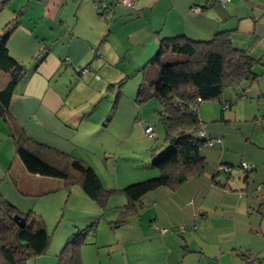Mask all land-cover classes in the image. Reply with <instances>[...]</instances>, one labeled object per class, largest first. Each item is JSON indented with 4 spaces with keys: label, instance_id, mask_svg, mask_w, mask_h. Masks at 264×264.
<instances>
[{
    "label": "crops",
    "instance_id": "0c3cea01",
    "mask_svg": "<svg viewBox=\"0 0 264 264\" xmlns=\"http://www.w3.org/2000/svg\"><path fill=\"white\" fill-rule=\"evenodd\" d=\"M122 1L8 0L0 10V33L18 22L8 50L27 70L13 92L9 115L35 142L84 161L104 189L122 190L160 175L152 162L162 152L159 148L153 153L157 146L152 142L147 144V166L156 171L123 184L107 181L108 163L98 159V169L93 159L107 144L117 146L118 153L125 144L134 154L142 152L132 137L143 129L147 138L144 131L152 125L146 120L152 109H160V102L145 105L138 92L145 75L156 73L149 62L163 39L208 41L228 32L235 47L259 61L253 68L258 78L226 90L223 102L233 101L232 108L242 102L237 115L241 111L243 118L222 115L212 122L224 121L223 126L207 127L209 135L223 139L218 145L222 150H206L208 169L175 190L163 186L146 194L135 203L137 214L121 226L114 222L129 203L125 195L112 196L101 208L77 184L65 186L59 179L28 173L0 116L1 194L26 213L33 212L40 198L67 191V201L77 196L88 211L29 264H57L64 243L88 227L82 264H202L209 259H214L212 264H264V190L262 195L255 191L264 185V127L256 138L253 119L244 116L254 110L246 102L257 101L264 108V0H129L135 10L119 6L105 15L96 10L97 3ZM194 7L203 9L194 14ZM3 73L4 88L9 74ZM242 93L246 98H240ZM260 113L264 117V109ZM241 162L254 164L256 170L244 173ZM222 163L232 167L230 175L216 173ZM180 235L185 238L180 240ZM207 245L215 248L209 254Z\"/></svg>",
    "mask_w": 264,
    "mask_h": 264
},
{
    "label": "trees",
    "instance_id": "16d2710c",
    "mask_svg": "<svg viewBox=\"0 0 264 264\" xmlns=\"http://www.w3.org/2000/svg\"><path fill=\"white\" fill-rule=\"evenodd\" d=\"M7 1H0V10ZM17 26L15 19L0 33V70L9 74L6 86L0 90V116L10 128L16 154L28 173L59 179L65 186L77 184L101 208L106 207L112 196L125 195L129 203L122 208L121 219L114 222L116 226L123 225L127 217L137 214L135 203L146 194L163 186L175 190L190 177L203 174L208 169L206 150L212 148L207 143L217 141L214 149L222 144L223 139L212 137L206 130L208 126L216 124L223 126L224 121L207 123L201 120L198 114L200 105L218 101L223 110L226 105L227 109H231L233 101L223 102L226 90L246 79L258 78L253 68L259 61L235 47L228 32H219L208 41H196L186 36L163 39L158 52L149 62L156 73L145 75L138 98L139 102L152 98L159 100L157 114L165 130L164 144L171 148L154 156L152 166L160 172L156 179L122 190H106L95 171L84 161L35 142L9 115L13 92L27 74L25 66L17 63L8 50L9 39ZM240 98H246V93H242ZM218 147L222 150L221 146ZM243 163H251H240L239 167L244 173L256 170L254 164L250 171L243 169ZM220 167H226L230 172L220 170ZM231 171L232 167L223 163L216 168V173L230 175ZM20 222H23V226ZM90 230L91 227L79 229L66 241L57 264H82L81 247L86 243ZM50 240L41 216L32 211L21 212L0 192V264H27L47 252Z\"/></svg>",
    "mask_w": 264,
    "mask_h": 264
},
{
    "label": "rangeland",
    "instance_id": "374dc122",
    "mask_svg": "<svg viewBox=\"0 0 264 264\" xmlns=\"http://www.w3.org/2000/svg\"><path fill=\"white\" fill-rule=\"evenodd\" d=\"M0 75H3L0 76V84H1L2 82L1 79L3 77L5 79V74L3 72H0ZM1 88L3 87L0 85V89ZM101 101L102 104L105 103V100H101ZM151 103H155L154 105H156V103H159V100L157 98H152L144 102L145 105H151ZM249 104L251 107H253L254 110L246 111L244 116H247L248 118H250V120L253 119V124L256 127L255 130L258 131L256 138L259 139L261 134L263 133L261 131H263L264 126H259V125L257 126L256 121L264 118L259 116V114H262L260 112H262L264 108L262 104L257 101L255 102L253 101L252 103L246 102L247 108ZM241 105L242 102L238 101V103L235 105L234 108L223 110L222 104L218 101L204 102L200 105L198 114L201 120H204L207 123H211L214 118L220 119L222 115L225 116V118L227 119H234L235 116L236 117L238 116V118L239 116L240 118H243L241 111H240V115L239 113L237 115V107ZM257 105L260 106L259 111H257ZM152 110L153 111L151 112L150 118L146 120L147 121L146 125L148 124V125H152V127L154 126L155 128L154 127L153 128L154 130H156L157 132L156 134L159 135V138L155 140H149L147 138H144L142 134L143 129H137L136 133L132 137V141L134 142V145H136L137 148H140V150H142V152L138 151V153L134 154L132 151L133 147H131L129 144H125L122 147V149L119 150L120 154L118 153L117 146L114 145L112 147H109V145L107 144L105 145V148L99 149L97 156L94 157L93 159L95 161L93 164H95L99 169L98 164L96 162L98 159L99 161L108 163L109 166L108 171L112 179H110L111 177H108L107 181L116 180L118 184H123L125 181H128L131 178H139L140 175L144 176L146 173L155 172L156 171L155 169L150 170V167L147 166L150 163V161L147 159V154L148 152L150 153V151H148L150 147H147L148 143L152 142V145L154 144L155 146H157L158 150L159 148L161 151L164 150L163 152H166L171 148V146L164 144L165 143L164 127L159 122L157 112H155L154 109ZM255 115L258 118L254 119ZM104 152H106L107 155L104 156L103 155ZM66 193L68 194L67 191L64 192L59 191L56 194H51L49 196H46L45 198L44 197L40 198L35 202L36 205H34L35 203L33 204V209L36 211L35 212L33 210V212H35V214L38 216L42 215L43 216L42 218L46 222L47 231L51 236L50 243L53 239L56 240V238L60 233L64 234L67 230L69 231V229L72 226H75L77 222H81L79 221V219L82 218L84 214L88 212L86 209L87 208L86 205L83 204L80 201V199L77 198V196L74 197L72 200L67 201V199L64 198ZM29 212L31 211L29 210L26 213ZM183 237H184L183 235H180L179 239L180 240L184 239L185 237L184 238ZM211 239H214V236ZM213 249L215 248H211L209 245H207L206 247L208 254ZM210 261H214V259L206 260L205 263L202 264H206V262L208 264H212V262L210 263ZM27 264H29V262Z\"/></svg>",
    "mask_w": 264,
    "mask_h": 264
},
{
    "label": "built area",
    "instance_id": "2783aa9c",
    "mask_svg": "<svg viewBox=\"0 0 264 264\" xmlns=\"http://www.w3.org/2000/svg\"><path fill=\"white\" fill-rule=\"evenodd\" d=\"M220 1L224 2V3L225 2H230V0H220ZM119 6L124 7L126 9H128V10H135L136 9L135 2L129 1V0H125V1H122L121 3H117V4H115V3H107V2L97 3L96 4V10L99 13V15H101V14H104V13H110L111 11L115 10ZM200 11H201L200 7H194L193 8V13L194 14H197ZM82 73L86 74L87 71L83 70ZM225 108L227 109L228 105H226ZM256 124H257V126L258 125L259 126H264V118H262L260 120H257ZM144 134L149 139H155L156 138V132H155V130H154V128L152 126L147 127L145 129V131H144ZM201 135H203L202 132H201ZM217 144H218V142L213 140V141H209L207 143V146L209 148H213ZM242 167H243V169H245L247 171H250V170H252L254 168V165L248 164V163H243ZM219 169L230 172V170L228 168H226V167H220ZM263 190H264V185H260V186L257 187L256 192H257L258 195H262ZM180 231H182V230H180Z\"/></svg>",
    "mask_w": 264,
    "mask_h": 264
},
{
    "label": "water",
    "instance_id": "95a60500",
    "mask_svg": "<svg viewBox=\"0 0 264 264\" xmlns=\"http://www.w3.org/2000/svg\"><path fill=\"white\" fill-rule=\"evenodd\" d=\"M20 225L23 226V222H20Z\"/></svg>",
    "mask_w": 264,
    "mask_h": 264
}]
</instances>
